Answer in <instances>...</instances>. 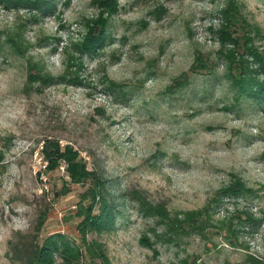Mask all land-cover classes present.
I'll return each instance as SVG.
<instances>
[{"label":"rangeland","instance_id":"rangeland-1","mask_svg":"<svg viewBox=\"0 0 264 264\" xmlns=\"http://www.w3.org/2000/svg\"><path fill=\"white\" fill-rule=\"evenodd\" d=\"M32 1L0 0V87L6 91L15 80L32 101L29 119L19 127L0 122L6 129L0 135V264H17L16 246L42 243L56 232L80 242L81 218L73 214L91 201L89 184L69 182L63 167L45 171L41 148L52 137L75 145L103 173L118 214L112 229L88 234L102 250L83 264H264V93L256 95L260 87L242 73L244 65L258 69L252 78L264 82V67L247 51L245 39L238 47L224 41V10L193 15L179 31H169L179 13L175 0H117L111 17L102 7L106 0H54L57 9L47 14L31 7ZM217 3L209 0V8ZM106 17L101 45L90 51L86 42L100 35ZM236 17L231 31L251 36L263 55L264 30L248 31ZM189 40L207 44L193 57ZM35 67L55 79L34 81ZM97 68L107 73L98 86L111 85L115 96L96 97L102 106L94 108L90 127H104L73 132L69 92L72 85L89 86ZM221 68L227 78L216 98L223 102L201 116L206 105L191 101L204 96L207 79L221 75ZM132 96L137 98L130 106L114 103ZM150 98L159 118L137 125L135 143L155 167L137 177L117 176L133 139L121 141L112 109L126 114L130 127ZM181 110L183 116L174 114ZM24 112L18 103L13 118ZM176 160L184 163L176 167ZM131 196L145 201L146 216H140V199Z\"/></svg>","mask_w":264,"mask_h":264},{"label":"trees","instance_id":"trees-1","mask_svg":"<svg viewBox=\"0 0 264 264\" xmlns=\"http://www.w3.org/2000/svg\"><path fill=\"white\" fill-rule=\"evenodd\" d=\"M30 5L33 8L41 10L44 14L54 12L57 9V3L54 0H34ZM118 6L119 2L117 0H106L102 7L109 13L108 16L111 17L112 14L118 12ZM223 12L226 22L222 25L224 41L232 42L235 47H238L242 42L241 39H245L244 45L247 51L256 57V60L260 61V67H264V54L260 55L258 50H256L255 45L252 44L254 39L251 36H246V34L240 36L239 34H235V31H231L236 24L237 14L228 9H224ZM230 12H233V17L229 15ZM109 17H106V22L101 23V30L103 31L100 32V35L92 38L91 42H86L90 51H94L96 46L101 45V39L108 30L107 20ZM234 30L236 29L234 28ZM199 62L201 65L204 64V58L201 57ZM243 69L242 73L250 77L248 84L260 87L259 90L254 91L256 95L260 93L262 95L264 93V82H260L257 78H252L253 73L255 75L259 74V70H253L246 65H244ZM35 70L36 72L32 74L36 77L30 76L34 81L42 80L50 82V80L55 79L54 76L40 71L37 67H35ZM60 78L65 79L66 77L61 75ZM41 153L45 164V171H54L64 165L66 174L70 179L69 182L83 185L89 184L86 193L91 201L87 205L81 203L77 212L73 214V217L78 216L81 218V221L77 225V234L79 235L80 242L74 240L69 233L60 231L56 232V234H49L42 243L30 242L24 243L23 247L16 246L12 252V258L18 261L17 264H83V260L86 257L93 258L100 255L101 252H97L98 250H102L99 246H95L88 241V234L110 230L116 224L115 221L118 214L115 210L116 206L113 204L111 196H109V181L103 173L95 168H91L88 159L82 155L80 149L70 142L66 144L61 142L60 139L53 137L46 138L43 141ZM237 186L240 191L245 190L242 182H237ZM233 189L237 190L236 188Z\"/></svg>","mask_w":264,"mask_h":264},{"label":"clouds","instance_id":"clouds-1","mask_svg":"<svg viewBox=\"0 0 264 264\" xmlns=\"http://www.w3.org/2000/svg\"><path fill=\"white\" fill-rule=\"evenodd\" d=\"M177 8L179 9L178 15L174 18V21L169 31L176 30L179 31L186 21H188L193 15L197 18H200L204 13L216 9L224 10L228 9L229 11H234L238 18L241 21V24L245 25L248 31L255 29L256 31L264 30V0H222L217 4H214L212 8H209V0H175ZM253 5L252 8H247V5ZM244 12V15H240L241 12ZM207 42L204 45L199 44L198 42L189 40L186 47L188 48V55L193 56L199 48L206 47ZM212 51H215L213 49ZM225 69L221 68V75H212L207 79L209 87L205 90L204 96L199 99L193 98L191 103L194 107H199L200 103L206 105L205 109H201L200 115L203 116L205 111H214L215 103L214 102H223L217 101L216 90L223 86V79L227 77L224 76ZM107 73L102 68H97L96 72L93 74V80L90 81V85L85 87L84 85H72L73 91L69 92V97H71L70 103L72 107V115L74 121L73 132L81 131L88 129L92 132H97L99 129L103 128L102 124H96L95 126L90 127L92 120L94 119L93 111L95 107H100L102 105L97 104L96 97L105 95V96H114L111 91V85L108 87L98 86L97 82L100 85L102 77H106ZM28 93L24 91L23 87L18 85V83L13 80L9 82L7 90L5 91L3 87H0V122H7L8 124L19 127L25 121L29 119L28 117V106L31 105L32 101L27 99ZM24 98L23 101L21 98ZM115 97V96H114ZM91 98V99H89ZM137 96H132L127 100H120L116 98L114 103L121 105H131L132 101L136 99ZM87 101V103L85 102ZM20 103L24 107L25 112L23 118L19 115L13 118L12 113L15 111L16 105ZM107 103V100L104 101ZM160 103H165L161 100ZM156 104L153 99H146L142 102L141 106L137 109L136 116L131 120V126L126 127V114L121 113L119 108L113 107L112 109V118L117 120L116 128L121 130V141L132 137L133 143L129 145L126 155L122 156L119 163V170L115 173L117 176H125L128 178L137 177L141 174L146 168L155 167V164H150L148 162V157L144 153L143 149L140 148L135 143V135L137 134V125L143 128L146 124L152 122L153 118L158 119L159 115L155 111ZM191 113L192 108L186 109ZM179 116L185 114L184 110H181L177 113H174ZM125 117V119H121ZM6 129L0 127V135H4ZM153 142H155L153 140ZM159 159V158H158ZM182 161L176 160L174 166L180 167ZM161 177L165 174L163 172L159 173ZM139 183V180H137ZM148 183V181H145ZM143 187V185H141ZM158 191L163 190L158 188ZM127 195V194H126ZM144 193H141L143 196ZM132 200L140 199V197L131 196ZM141 207L139 213L141 217L146 216L148 213L145 210V201L140 199ZM127 215L128 224H133V218ZM140 221L135 220L134 224L138 225ZM143 264H148L147 261H144Z\"/></svg>","mask_w":264,"mask_h":264},{"label":"built area","instance_id":"built-area-1","mask_svg":"<svg viewBox=\"0 0 264 264\" xmlns=\"http://www.w3.org/2000/svg\"><path fill=\"white\" fill-rule=\"evenodd\" d=\"M62 167L64 168L65 166L63 165Z\"/></svg>","mask_w":264,"mask_h":264}]
</instances>
